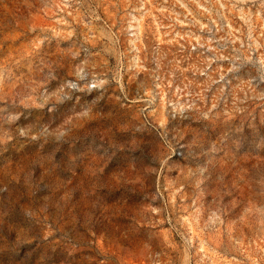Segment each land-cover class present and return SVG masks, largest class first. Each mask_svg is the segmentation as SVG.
Segmentation results:
<instances>
[{
	"label": "rangeland",
	"instance_id": "rangeland-1",
	"mask_svg": "<svg viewBox=\"0 0 264 264\" xmlns=\"http://www.w3.org/2000/svg\"><path fill=\"white\" fill-rule=\"evenodd\" d=\"M0 264H264V0H0Z\"/></svg>",
	"mask_w": 264,
	"mask_h": 264
}]
</instances>
